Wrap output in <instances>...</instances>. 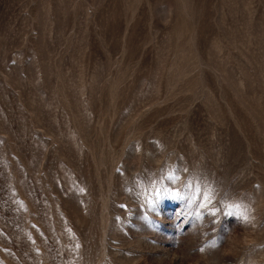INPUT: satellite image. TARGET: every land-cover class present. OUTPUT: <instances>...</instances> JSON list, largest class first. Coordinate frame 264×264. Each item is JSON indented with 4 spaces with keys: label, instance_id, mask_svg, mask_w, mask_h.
<instances>
[{
    "label": "rangeland",
    "instance_id": "1",
    "mask_svg": "<svg viewBox=\"0 0 264 264\" xmlns=\"http://www.w3.org/2000/svg\"><path fill=\"white\" fill-rule=\"evenodd\" d=\"M0 264H264V0H0Z\"/></svg>",
    "mask_w": 264,
    "mask_h": 264
},
{
    "label": "snow or ice",
    "instance_id": "2",
    "mask_svg": "<svg viewBox=\"0 0 264 264\" xmlns=\"http://www.w3.org/2000/svg\"><path fill=\"white\" fill-rule=\"evenodd\" d=\"M174 198H182V197H181V194L179 192H176V193H174ZM197 198H198V196H197ZM205 199H207V197H205ZM203 206H206V205H203ZM211 214L215 215V213H211ZM226 215H236L237 219H241L244 222H247V220H248V217L246 215L241 216L240 214H234L231 212L227 213Z\"/></svg>",
    "mask_w": 264,
    "mask_h": 264
}]
</instances>
